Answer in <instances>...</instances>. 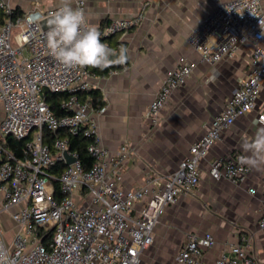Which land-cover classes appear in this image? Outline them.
<instances>
[{
	"label": "built area",
	"instance_id": "2783aa9c",
	"mask_svg": "<svg viewBox=\"0 0 264 264\" xmlns=\"http://www.w3.org/2000/svg\"><path fill=\"white\" fill-rule=\"evenodd\" d=\"M13 0H0L6 20L0 24V185L5 194L3 211L11 213L16 226L7 242L0 214V264H142L141 257L154 243V229L164 209L177 203L181 195L194 194L205 161L224 130L257 108L264 84V0H214V10L193 31L190 44L200 60L216 65L232 58L248 43L252 49V69L239 81L237 89L213 118L206 134L190 148L178 169L165 177L149 175L139 188L123 186L126 167L133 158L130 145L112 155L101 143L84 82L89 68L69 69L56 61L46 48L41 22L59 7H45L34 0L33 7L16 15ZM84 0L74 8L85 9ZM141 15L108 25L101 40L124 32L141 20ZM14 29L20 40L12 47ZM196 65L183 59L170 71L148 107L149 127L160 124L161 112L175 90L186 84ZM49 93L66 94L57 116L48 103ZM258 120L264 125V108ZM67 130L91 137L88 153L94 159L86 169L78 152L71 150L68 137L46 142V131ZM27 140L24 157L5 147L7 137ZM75 162L68 165L67 157ZM243 152H233L209 163L210 177L232 183L244 182L251 169L240 163ZM58 163L64 168L56 195L49 170ZM256 194V189H250ZM264 199V187L261 190ZM259 226L264 229V211ZM211 233L188 235L170 264H199L203 253L216 246ZM217 264H258L249 238L231 246Z\"/></svg>",
	"mask_w": 264,
	"mask_h": 264
},
{
	"label": "crops",
	"instance_id": "0c3cea01",
	"mask_svg": "<svg viewBox=\"0 0 264 264\" xmlns=\"http://www.w3.org/2000/svg\"><path fill=\"white\" fill-rule=\"evenodd\" d=\"M77 0H72V6ZM91 25L102 34L116 21H128L142 16L130 29L108 37L106 43L117 53L126 49L123 62L113 63L108 75L90 72L84 82L90 91H98L105 107L92 113L102 145L112 154L124 145L133 149L123 186L139 188L149 175L165 177L174 173L190 154L192 145L201 140L213 118L222 110L240 80L251 71V43L243 45L232 58L212 66L203 63L190 44L193 31L214 10V0H84ZM232 0H221L229 2ZM34 0H13L11 4L24 13ZM45 7H59L60 0H41ZM185 59L196 65L185 85L174 91L161 112L160 124L150 128L146 119L149 105L160 90L167 74ZM90 71V70H89ZM264 108V84L257 108L240 117L222 132L205 161L201 182L194 194L181 195L174 205L164 209L154 229V252L144 251L141 260L159 264L172 263L188 235L211 233L217 243L206 250L199 264H217L231 246L249 238L258 264H264V229L259 222L264 211L261 190L264 187V165L251 169L241 183L215 180L210 177L209 163L233 152L245 153L243 144L264 130L258 120ZM1 110V108H0ZM250 189H256L252 194ZM5 194L0 185L2 228L13 234L15 222L10 211H3ZM151 246V247H152ZM158 259L160 261H158Z\"/></svg>",
	"mask_w": 264,
	"mask_h": 264
},
{
	"label": "clouds",
	"instance_id": "9594fccd",
	"mask_svg": "<svg viewBox=\"0 0 264 264\" xmlns=\"http://www.w3.org/2000/svg\"><path fill=\"white\" fill-rule=\"evenodd\" d=\"M44 34L50 55L66 68H104L126 58V49L117 53L101 40L98 28L91 25L82 8H74L72 0H60L58 10L47 20ZM248 155L239 157L242 165L259 169L264 165V130L243 144Z\"/></svg>",
	"mask_w": 264,
	"mask_h": 264
},
{
	"label": "trees",
	"instance_id": "16d2710c",
	"mask_svg": "<svg viewBox=\"0 0 264 264\" xmlns=\"http://www.w3.org/2000/svg\"><path fill=\"white\" fill-rule=\"evenodd\" d=\"M17 13L16 15L20 14L18 10L15 11ZM6 20L5 14L0 10V24L4 23ZM113 34L110 37L117 35ZM108 38V37H107ZM107 38H104V41H107ZM110 46V45H109ZM90 72L97 75H108L112 70H114V67L112 65L104 67V68H92L88 67ZM87 92V91H86ZM67 99L66 94H53L49 93L48 95V103L50 105V108L57 116H62L66 112L61 108V104L63 101ZM90 99L92 101L93 107L96 110H101L105 107V101L103 100L102 95L96 91L92 90L90 91ZM63 138L68 137L70 139V146L71 150H74L78 152L79 158L81 162L83 163L84 167L86 169L90 168L94 162V159L92 156L88 153V146L93 141L91 137H84L82 135H75L67 130H59L57 133H52L49 131H46L45 138L46 142L53 144L56 138ZM27 140H19L14 137H7L5 140V147L12 153L16 154L18 157H24V149L26 147ZM63 163H58L53 168L49 170V174L53 177V185L55 189L56 195H60V183L58 179L60 178V175L62 173V170L64 168Z\"/></svg>",
	"mask_w": 264,
	"mask_h": 264
},
{
	"label": "rangeland",
	"instance_id": "374dc122",
	"mask_svg": "<svg viewBox=\"0 0 264 264\" xmlns=\"http://www.w3.org/2000/svg\"><path fill=\"white\" fill-rule=\"evenodd\" d=\"M16 33L17 32L14 29V33H13L14 35H13V38H12V47L14 49H17L19 47V45H20V40L15 36ZM2 114H3L2 110H0V115H2ZM5 238H6L7 242H9L11 240V238H12V233L11 232H7L6 235H5ZM150 251L154 252V247L153 246L149 248L147 253H150ZM158 261H160V260L158 259ZM143 264H147V263L144 261ZM148 264H159V263H155L154 261H151Z\"/></svg>",
	"mask_w": 264,
	"mask_h": 264
},
{
	"label": "water",
	"instance_id": "95a60500",
	"mask_svg": "<svg viewBox=\"0 0 264 264\" xmlns=\"http://www.w3.org/2000/svg\"><path fill=\"white\" fill-rule=\"evenodd\" d=\"M50 18V17H49ZM49 18H47V19H45V20H43L42 22H41V26H42V28L44 29V30H47L48 28H47V20L49 19ZM125 60V59H124ZM123 60V61H124ZM122 61V62H123ZM116 63H118V62H116ZM66 157H67V164L68 165H70V164H72L73 162H75V159L74 158H72V157H69L67 154H66Z\"/></svg>",
	"mask_w": 264,
	"mask_h": 264
}]
</instances>
